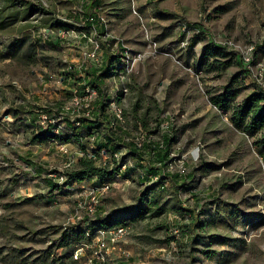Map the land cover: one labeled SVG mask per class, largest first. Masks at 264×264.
Wrapping results in <instances>:
<instances>
[{
  "label": "rangeland",
  "instance_id": "1",
  "mask_svg": "<svg viewBox=\"0 0 264 264\" xmlns=\"http://www.w3.org/2000/svg\"><path fill=\"white\" fill-rule=\"evenodd\" d=\"M27 1L45 11L0 29V264H56L50 263L51 257L58 258L64 252L62 247L53 248L47 261L43 255L61 231L137 204L144 186L136 180V173L127 180H115L91 219L77 204L85 199L78 183L65 185L64 192H49L48 178H58L74 168L65 166L67 158L57 147L35 151L33 159L22 160L23 165L13 163L5 144L7 138L13 139L6 126L32 134L22 122L23 116L37 110L38 104L56 108L68 101L70 87L80 77L74 71L68 82L63 80L66 85L62 87L57 81L64 75L60 59L65 52L43 46L37 36V29L47 20L75 24L79 15L74 7L80 0ZM100 4L108 26L107 35H97L104 55L106 51L120 54V47L129 54L154 50L126 78L127 91L119 100L126 128L134 132L141 127L157 138L164 134L160 126L164 118H178L170 145L177 153L189 152L191 176V187L185 191V205L181 206L193 208L205 224L187 237L173 234L175 227L185 233L189 223L175 219L169 229L179 205V197L169 185L158 193L165 211L152 215L151 210L142 219L126 221V256L131 260L137 255L140 259L149 256V264H264V153L260 155L252 137L231 125L229 116L217 111L208 99L209 93L220 91L241 68L234 64L223 71L190 72V68L196 70L193 61L200 57L203 43L212 38L227 37L241 46L252 42L256 45L255 62L264 64V0H101ZM179 20L204 30L205 41L193 40L195 33L182 31ZM17 40L19 45L12 46ZM71 54L75 56L76 51ZM103 82L107 89L109 78ZM241 85L244 88L238 98L255 87L264 89V75L261 82L242 76ZM48 94L57 96L58 102ZM33 95L38 96V103H34ZM14 110H19L17 116ZM12 122L17 124L12 126ZM70 144L76 153L79 146ZM27 162L32 167L41 166L43 172L25 169ZM53 170L55 176L47 175ZM96 181L88 178L84 182ZM64 262L72 264L69 258Z\"/></svg>",
  "mask_w": 264,
  "mask_h": 264
},
{
  "label": "built area",
  "instance_id": "2",
  "mask_svg": "<svg viewBox=\"0 0 264 264\" xmlns=\"http://www.w3.org/2000/svg\"><path fill=\"white\" fill-rule=\"evenodd\" d=\"M74 11L79 15L75 19L76 23L68 26L58 27L52 30L47 27H39L37 29V36L40 42L44 43L46 40H53L58 43L59 49L65 52V55L60 59L63 68V74L57 81L63 83L66 79L67 82L72 77L74 71H78L80 74L79 85L78 83L72 84L70 87L71 97L68 101L63 102L59 108L47 109L45 104H38L36 110V116L31 119L29 114L24 115V120L29 122L36 130V132L42 130H50L54 134H59L64 128V118L68 116L71 120H74L78 116H84L89 119H95L102 122L103 126L108 127L113 131L116 136L119 137L120 143L130 144L139 154L142 156L139 159L141 164H151L155 166L156 173L147 174L144 168L137 167L136 175L141 179L143 186L146 184H152L159 180L160 175L165 174H178L182 180L188 182V161L189 152L182 151L177 153L175 149L168 148V156L164 165H161L156 159V151L158 149L165 148L163 136H171L172 128L178 123V118L169 116L164 118L160 123L161 128L164 130V134L157 137L145 131L139 127L138 130L130 132L126 128L125 113L119 100L122 92L127 91L125 85L126 78L130 72L135 71L136 64L142 61L145 57L149 56L154 50H147L137 52L136 54H129L126 48L120 47L119 58L120 61L113 68V73L108 77L109 83L107 89H101L105 92V100L103 101V110L100 109L99 101L100 94L97 88L87 84L89 76L86 70L96 69L99 70L104 61V50L97 39V35H107V21L100 11V6L93 8L89 12L91 15L86 16L84 13V7H82L81 1L78 6L74 7ZM93 12V14H92ZM139 15L138 12H136ZM64 21V20H62ZM65 22V21H64ZM91 22L89 27H85ZM178 25L182 31L188 32L192 30L193 33H199L204 31L200 28L191 27L186 21L179 20ZM101 27L104 29L102 30ZM211 41L225 46L229 50H233L239 54L240 60L244 67L245 78H249L252 81L261 82L264 75V64L262 62L253 63V54L255 51V44L250 42L243 46L233 42L230 38L215 39ZM151 47V45H149ZM71 51H76V55H72ZM191 74L201 73L202 71L193 70L190 68ZM101 134L98 130L94 129L90 136L84 141L85 152L78 150L76 153L71 151L70 142H59L57 139H52L49 145L46 146L49 149L52 145L57 147L62 156L67 158L65 163L66 167L75 166L79 156L87 153V156L92 158L98 165L109 166L112 168L116 166V170L113 174L112 180L103 181L99 184H86L84 181L78 183L81 187V194L85 196L82 201L77 204L86 210V213L92 219L95 217V213L101 205L102 198L107 191L110 190L115 180L123 179L127 180L128 177H124L125 170L134 166V162L129 157H124L127 151V147L121 145L115 150H108L106 147L101 146L98 148L96 144L99 142ZM179 149V146L176 149ZM264 165V164H263ZM32 172H36L32 167ZM50 177L55 176L56 172L53 170L48 172ZM61 178L62 180H59ZM54 182L61 184L64 181V175L59 174L58 178H49ZM56 180V181H55ZM170 181L166 178L160 184L159 187H168ZM186 190L182 187L177 189V196L184 206L183 198H185ZM25 194L27 192L24 189ZM179 214H172L171 222L169 223V229L172 225H175L173 220H179L185 224L189 223L188 214L182 215L183 219L178 216ZM181 224V223H179ZM128 226L120 224L105 228H97L93 232L86 231L85 237L79 242L74 244V247L70 253V258L75 261H79L82 264H106L109 257L113 252H122L121 243L124 242L128 235ZM176 237H187L191 235V232L178 230L177 227L173 228Z\"/></svg>",
  "mask_w": 264,
  "mask_h": 264
},
{
  "label": "trees",
  "instance_id": "3",
  "mask_svg": "<svg viewBox=\"0 0 264 264\" xmlns=\"http://www.w3.org/2000/svg\"><path fill=\"white\" fill-rule=\"evenodd\" d=\"M3 5L0 6V29L6 27L7 25L16 22L18 20L27 19L29 16L38 11H45L43 7H38L35 4L29 3L27 0H2ZM101 0H91L87 2L81 0L82 7H84V13L86 16L91 15L89 12L93 8L101 7ZM93 14V12H92ZM85 26L89 27L91 22H87ZM70 23L64 22L60 19L47 20L43 27L50 29H57L58 27L68 26ZM103 30L104 28L101 27ZM206 34L204 31L195 33L193 40L195 41H205ZM18 41V42H17ZM13 42L12 46H18L19 41ZM39 41V40H38ZM39 43V42H38ZM46 46L53 47L58 44L53 41H45ZM35 45V44H31ZM58 46V45H57ZM255 52V51H254ZM120 61L119 54H112L108 51L105 52L103 65L99 70L92 69L87 72L89 80L88 85L98 89L100 94L99 106L103 110V101L105 100V92L102 90L104 85V80L113 73V68ZM255 60L253 59V63ZM237 64L240 66V70L232 74L227 83L224 84L220 91L209 93L208 99L212 105H214L219 110L229 113V119L232 125L252 137L253 145L256 147L257 152L262 155L264 153V89L261 87H255L251 92L238 98L242 88V76L245 75V70L240 60L239 54L233 50L227 49L221 44H217L211 40H206L201 48L200 57L194 62V68L203 69L204 71H223L231 65ZM102 87V89H101ZM48 110V109H46ZM14 112L19 113V110H14ZM74 120H71L68 116L64 118V128L59 134H54L50 130H42L33 133L34 141H50L52 139H57L59 142H73L79 146L82 151L85 150L84 141L90 136L94 129L98 130L101 134L99 142L96 144L98 148L101 146L106 147L108 150H115L121 145L127 147L126 154L124 157H129L133 160L134 166L129 167L125 170L124 177H129L132 173H136V168H144L147 174L156 173V167L148 164L143 165L139 162L142 157L139 152H137L130 144L120 143V139L116 134L111 131L108 127L103 126L102 122L95 119H89L84 116H78ZM145 125V124H143ZM175 139L174 135L163 136L165 148L158 149L156 151V159L164 165L168 156V148L171 141ZM29 164V163H28ZM116 170V166L110 168L109 166H103L96 164L92 158L84 153L79 156L78 161L74 168L63 172L64 181L59 184L53 180H47V186L49 192L57 191L64 192L65 185L70 183H80L88 178H96V182L93 185L99 184L103 181L112 180L113 174ZM37 171V170H35ZM38 170L37 172H41ZM188 182L178 174H165L160 175L159 180L152 184H146L143 191L139 194L138 203L132 206H123L111 210L103 215L96 216L94 219L90 220L85 226L79 227L74 225L68 229H64L60 232L59 236L51 241V244L45 249V254L43 258L45 261L52 256L53 248L62 247L64 252L58 258H52L50 263L56 264H66L64 262L65 258H69L72 264L77 261L70 258V253L76 242H79L85 237V232H93L97 228H105L114 225H125L127 220H137L142 219L148 215L152 210V215H158L165 211V204H159L160 192H164L168 187L161 188L159 184L164 180L168 179L170 181V187L174 190L175 195H177V189L179 187L185 190L189 189L191 185V176L188 174ZM136 180L141 183V179L136 175ZM157 190V191H156ZM177 197V196H176ZM178 207L175 213L184 215L188 214L191 221L189 224L185 225L188 227L185 231H193L196 227H201L205 225L201 220L198 219V214L193 208H183L179 198H177ZM174 207V206H173ZM182 211H187L183 213Z\"/></svg>",
  "mask_w": 264,
  "mask_h": 264
},
{
  "label": "crops",
  "instance_id": "4",
  "mask_svg": "<svg viewBox=\"0 0 264 264\" xmlns=\"http://www.w3.org/2000/svg\"><path fill=\"white\" fill-rule=\"evenodd\" d=\"M81 1V0H80ZM79 1V2H80ZM46 41H50V40H46ZM43 46H46L45 44H42ZM54 46H55V44H54ZM53 46V47H54ZM55 47H57V48H59L57 45L55 46ZM196 60H194L193 61V63L195 62ZM198 71L200 70V71H202L201 73H203L204 72V70L203 69H197ZM64 80H66V79H64ZM64 82V81H63ZM67 82V81H66ZM64 85H66L65 83H63L62 84V87H64ZM42 89H44V90H46V87L44 88H42ZM218 92V91H217ZM48 95H50V94H48ZM51 97H54V94H51L50 95ZM33 97H35L34 95L32 96V98ZM57 97V96H56ZM56 97H54L53 99H55V101L56 102H58V100H56L57 98ZM36 98V97H35ZM43 97L41 96V99H42ZM39 98H38V96H37V98H36V100H34V103H38V100ZM37 101V102H36ZM43 103L45 102V100L44 99H42L41 100ZM62 104V103H61ZM61 104H59V106H57L56 108H59L60 106H61ZM214 106V105H213ZM215 107V106H214ZM55 108V107H54ZM216 108V107H215ZM47 109H51V107H48L47 106ZM216 110L217 111H219V112H224V111H222V110H219L218 108H216ZM27 114H29L30 116H31V119H34L35 118V116H36V110H31V111H29ZM225 114H227L228 116H229V113L228 112H225ZM15 118V117H14ZM23 120H22V122L25 124V126H26V128H30L31 129V132H32V134L30 133V131H27L25 134L24 133H22L21 131H17V130H15V128H12L11 126L10 127H8V126H6V129H7V134L9 135V137L10 138H12L13 140L12 141H10V140H8V138L5 140V144L10 148V155L12 156H10L11 158H12V160H13V163L15 164V165H17V166H19V165H23V162H22V160L23 159H33L32 157L34 156V154L33 153H35V151H37V150H39V149H43V148H46V146L47 145H49V141H40V142H38V141H34L32 138H33V133L35 134L36 133V130H35V128L29 123V122H26L25 120H24V116H23V118H22ZM230 120V119H229ZM17 122V121H16ZM14 123V122H12L11 123V125L13 126L14 124L16 125L17 123ZM21 121H19V123H20ZM230 123H231V121H230ZM8 124V123H7ZM231 125H232V123H231ZM5 126V125H4ZM27 136V137H26ZM15 147H19V148H22V150H19V149H15ZM71 147H72V145H71ZM24 157V158H23ZM42 157V156H41ZM43 157H45V155L43 156ZM29 163V164H28ZM24 168L25 169H31L32 168V163L31 162H27L26 164H25V166H24ZM37 171L40 169V170H42V167L41 166H39V167H34ZM36 171V172H37ZM41 172H43V170L41 171ZM38 184H40V185H42L41 184V182H38ZM30 187V185L29 186H26L25 187V191L27 192V193H29L28 192V188ZM127 241H124V242H122L121 243V248H122V253H120V252H113L112 254H111V256L109 257V259H108V261L106 262V264H110V262L112 263V264H149V260L150 259H148V257L149 256H147V257H145L144 259H140V258H142V257H140V256H136V257H133L134 259H130V257H128V256H126L127 255V250L125 249V247L123 248V245L126 243ZM125 246V245H124ZM122 258H126V260H124V259H122Z\"/></svg>",
  "mask_w": 264,
  "mask_h": 264
}]
</instances>
